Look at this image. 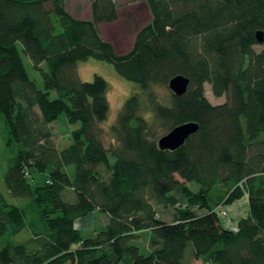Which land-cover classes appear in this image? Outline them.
Listing matches in <instances>:
<instances>
[{"label": "trees", "instance_id": "trees-1", "mask_svg": "<svg viewBox=\"0 0 264 264\" xmlns=\"http://www.w3.org/2000/svg\"><path fill=\"white\" fill-rule=\"evenodd\" d=\"M145 2L152 20L120 56L99 30L117 19L113 0H94L91 21L71 16L64 0H0V114L13 154L4 182L29 199L18 206L0 191V264H264V49H255L264 0ZM90 59L112 63L139 89L109 146L96 132L108 84L77 71ZM179 75L190 80L181 97L168 87ZM206 84L225 102L212 104ZM62 115L80 127L60 150L51 124ZM192 122L199 130L184 146L159 149V138ZM31 173L48 177L33 186ZM244 198L247 217L229 229L214 209ZM157 206L174 209L173 220L158 218ZM95 212L109 221L85 237L76 223ZM145 235L147 253L137 243Z\"/></svg>", "mask_w": 264, "mask_h": 264}, {"label": "rangeland", "instance_id": "rangeland-1", "mask_svg": "<svg viewBox=\"0 0 264 264\" xmlns=\"http://www.w3.org/2000/svg\"><path fill=\"white\" fill-rule=\"evenodd\" d=\"M94 0H64L66 10L71 16L79 19H85L92 12V3ZM117 8V19L113 22H104L99 25V30L102 38L110 43L117 55H125L132 50L135 37L145 26H147L152 16L145 0H113ZM21 57L31 80L36 83L40 90H44V80L42 72L34 68L32 61L24 54L21 44L18 45ZM256 51L264 49V44L255 47ZM41 70L47 71L45 64L41 66ZM77 71L82 81L91 82L95 75L105 79L108 84L107 98L109 101V112L107 119L96 126V132L100 135L106 146L111 144V138L108 134L111 126L117 121L118 115L126 102V100L138 92V86L132 82L121 78L115 71L114 65L110 62L97 59H90L86 62L77 64ZM206 96L209 101L214 104H222L225 102V97H214L211 86L206 84ZM167 90H160V96L163 99L168 97ZM51 97H55V93H51ZM53 137L58 149L63 150L69 147L72 143L71 133L79 129L80 124L68 123L64 115L60 116L57 121L51 124ZM8 127L2 114H0V191L6 199L15 205L23 206L29 199L12 197L4 182V175L10 165V160L13 157L7 148ZM264 137V135H262ZM48 177L47 173H31L29 180L32 185H40L45 182ZM64 199L73 201L74 196L71 190L64 194ZM247 198L240 200L229 206H220L227 211V217H220L223 224L229 229L237 230L239 221L248 214ZM219 208V207H218ZM157 217L171 222L176 211L172 208L156 207ZM216 210V208L214 209ZM108 217L100 212L90 214L88 217L77 221L76 227L82 232L85 237H93L97 232L104 229L108 223ZM26 235H20L18 240ZM137 243L143 248V252L147 253L149 249V235H145L137 240ZM192 264H203L201 261L193 260Z\"/></svg>", "mask_w": 264, "mask_h": 264}, {"label": "water", "instance_id": "water-1", "mask_svg": "<svg viewBox=\"0 0 264 264\" xmlns=\"http://www.w3.org/2000/svg\"><path fill=\"white\" fill-rule=\"evenodd\" d=\"M257 40L259 43H264V33L262 31L257 32L256 34ZM190 84V80L185 76L179 75L174 77L169 82L170 91L181 97L186 94L188 87ZM199 130V125L197 123H187L181 126L174 128L172 131L167 133L166 135L159 138L157 144L160 150L162 151H176L185 145L186 141L197 133Z\"/></svg>", "mask_w": 264, "mask_h": 264}, {"label": "built area", "instance_id": "built-area-1", "mask_svg": "<svg viewBox=\"0 0 264 264\" xmlns=\"http://www.w3.org/2000/svg\"><path fill=\"white\" fill-rule=\"evenodd\" d=\"M218 207L216 208V210H214L218 214V216L219 217H227V211L222 209L220 206H218Z\"/></svg>", "mask_w": 264, "mask_h": 264}, {"label": "crops", "instance_id": "crops-1", "mask_svg": "<svg viewBox=\"0 0 264 264\" xmlns=\"http://www.w3.org/2000/svg\"><path fill=\"white\" fill-rule=\"evenodd\" d=\"M77 19H79V18H77ZM83 20L91 21V20H92V12H91V14H90L89 17H87V18H85V19H83ZM246 203H248V201H246ZM104 215H105V214H104ZM107 220L109 221V219H107Z\"/></svg>", "mask_w": 264, "mask_h": 264}]
</instances>
